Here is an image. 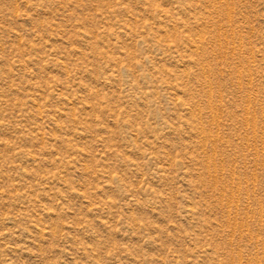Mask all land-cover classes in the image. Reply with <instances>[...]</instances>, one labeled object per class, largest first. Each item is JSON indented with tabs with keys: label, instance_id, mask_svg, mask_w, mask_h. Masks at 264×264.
Listing matches in <instances>:
<instances>
[{
	"label": "rangeland",
	"instance_id": "obj_1",
	"mask_svg": "<svg viewBox=\"0 0 264 264\" xmlns=\"http://www.w3.org/2000/svg\"><path fill=\"white\" fill-rule=\"evenodd\" d=\"M0 264H264V0H0Z\"/></svg>",
	"mask_w": 264,
	"mask_h": 264
}]
</instances>
